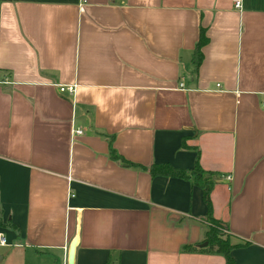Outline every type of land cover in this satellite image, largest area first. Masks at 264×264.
Listing matches in <instances>:
<instances>
[{"label":"crops","instance_id":"obj_1","mask_svg":"<svg viewBox=\"0 0 264 264\" xmlns=\"http://www.w3.org/2000/svg\"><path fill=\"white\" fill-rule=\"evenodd\" d=\"M109 136L217 172L233 264H264V0H0V264H224L181 249L201 189Z\"/></svg>","mask_w":264,"mask_h":264},{"label":"trees","instance_id":"obj_2","mask_svg":"<svg viewBox=\"0 0 264 264\" xmlns=\"http://www.w3.org/2000/svg\"><path fill=\"white\" fill-rule=\"evenodd\" d=\"M206 42L207 38L204 35L203 29L200 27L198 39L195 42L191 54L193 73L197 71V68L202 60L201 47ZM108 154L111 159L115 160L122 166L145 169L151 176L162 175L180 177L189 180L194 185H197L201 189L202 200L205 205L203 241H206V245L198 246L184 244L182 245L181 249L185 251L215 252L223 256L224 264H233L230 250L239 243H232L230 240L231 235L227 230V225L212 216L209 194L214 181L218 176L217 172L202 169L198 164L197 159L195 160L193 166L189 169L174 167L169 163H150L147 166L132 163L131 161L124 159L114 150V148L112 147V137L110 136L108 137Z\"/></svg>","mask_w":264,"mask_h":264},{"label":"built area","instance_id":"obj_3","mask_svg":"<svg viewBox=\"0 0 264 264\" xmlns=\"http://www.w3.org/2000/svg\"><path fill=\"white\" fill-rule=\"evenodd\" d=\"M233 6L236 8H239L241 6V0H233ZM181 85V83H180ZM75 85L73 83L71 84H66V85H60L58 87L59 91H67L68 93H72L74 91ZM71 132L78 134L81 133V129L76 128V129H72ZM224 178L226 180H230V175H225ZM6 241H5V237L2 234V232H0V245H5Z\"/></svg>","mask_w":264,"mask_h":264},{"label":"water","instance_id":"obj_4","mask_svg":"<svg viewBox=\"0 0 264 264\" xmlns=\"http://www.w3.org/2000/svg\"><path fill=\"white\" fill-rule=\"evenodd\" d=\"M204 245H206V241H202L201 243L198 244V246H204ZM73 252H74V244L71 243L68 247V254H67V263L68 264H72Z\"/></svg>","mask_w":264,"mask_h":264},{"label":"rangeland","instance_id":"obj_5","mask_svg":"<svg viewBox=\"0 0 264 264\" xmlns=\"http://www.w3.org/2000/svg\"><path fill=\"white\" fill-rule=\"evenodd\" d=\"M52 260V259H51Z\"/></svg>","mask_w":264,"mask_h":264}]
</instances>
